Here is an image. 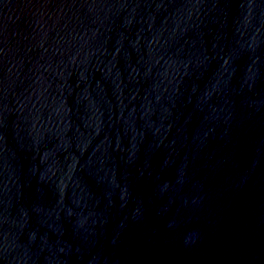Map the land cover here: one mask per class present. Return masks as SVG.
I'll return each instance as SVG.
<instances>
[{"label": "water", "instance_id": "obj_1", "mask_svg": "<svg viewBox=\"0 0 264 264\" xmlns=\"http://www.w3.org/2000/svg\"><path fill=\"white\" fill-rule=\"evenodd\" d=\"M0 264H264V0H0Z\"/></svg>", "mask_w": 264, "mask_h": 264}]
</instances>
